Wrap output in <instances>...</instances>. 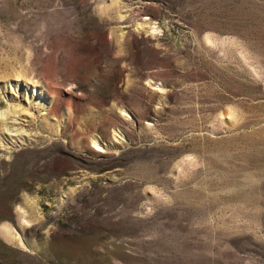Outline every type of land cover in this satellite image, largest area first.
Returning a JSON list of instances; mask_svg holds the SVG:
<instances>
[{
	"label": "rangeland",
	"instance_id": "obj_1",
	"mask_svg": "<svg viewBox=\"0 0 264 264\" xmlns=\"http://www.w3.org/2000/svg\"><path fill=\"white\" fill-rule=\"evenodd\" d=\"M0 116V264H264V0H0Z\"/></svg>",
	"mask_w": 264,
	"mask_h": 264
},
{
	"label": "bare ground",
	"instance_id": "obj_2",
	"mask_svg": "<svg viewBox=\"0 0 264 264\" xmlns=\"http://www.w3.org/2000/svg\"><path fill=\"white\" fill-rule=\"evenodd\" d=\"M0 118H2V116H0ZM218 119V118H217ZM1 122V121H0ZM95 142V141H94ZM188 158V157H187ZM191 158V157H190ZM188 160V159H187ZM183 161V160H182ZM184 162H185V160H184ZM181 167V166H180ZM179 171V170H178ZM180 172V171H179Z\"/></svg>",
	"mask_w": 264,
	"mask_h": 264
}]
</instances>
